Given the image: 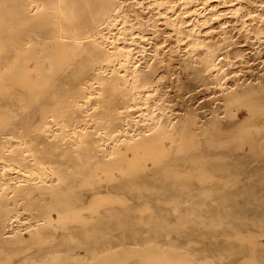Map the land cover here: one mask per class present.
<instances>
[{
    "label": "bare ground",
    "instance_id": "obj_1",
    "mask_svg": "<svg viewBox=\"0 0 264 264\" xmlns=\"http://www.w3.org/2000/svg\"><path fill=\"white\" fill-rule=\"evenodd\" d=\"M208 1L0 0V248L52 237L13 264L249 256L222 233L264 230V0Z\"/></svg>",
    "mask_w": 264,
    "mask_h": 264
},
{
    "label": "rangeland",
    "instance_id": "obj_2",
    "mask_svg": "<svg viewBox=\"0 0 264 264\" xmlns=\"http://www.w3.org/2000/svg\"><path fill=\"white\" fill-rule=\"evenodd\" d=\"M217 1L218 0H209L208 1V3H207V5L205 6V3H203V5H197V4H195L193 7H194V9L193 10H199L200 12H202L203 11V13L205 12L204 10H206V7L207 6H209V5H213V6H215V5H217ZM216 7V6H215ZM210 9H212V8H210ZM161 18V20H163L164 19V17H160ZM254 127H255V125H253ZM261 126V128H263L264 129V123H263V125H260ZM165 147H167L168 145H169V142H165ZM144 148H146L143 144H141V145H139L138 146V151H137V153H138V155L140 156V158L141 159H144L145 157H147L148 156V153H147V151H145V149ZM156 148L157 149H159L160 148V145L159 144H156ZM130 156V155H129ZM7 174H9V172H6ZM244 180H246V178L245 177H238V176H236V175H234V176H232V174L231 175H228L226 178H225V180L224 179H221V178H219L218 179V181L220 182V184L223 182V181H225V184H224V186L222 187L221 186V188L222 189H228V190H230V189H236L237 188V185H236V182L237 181H244ZM228 183V184H227ZM227 185V186H226ZM242 188H244V187H242ZM238 201H239V203L241 204V205H244V198L243 197H240L239 199H238ZM52 220V219H51ZM53 221V220H52ZM228 227V226H227ZM229 229H230V232L229 233H231V234H233V236L231 237L230 235L228 236V232H226V233H222V234H226V235H222V237H225L227 240H229L232 244H237V245H243V246H251L252 248L251 249H248L247 251H243V252H247L248 254H249V256H246V257H244V258H241L240 259V261H242V263L243 264H246L247 262H249V264H256V262H257V260H264V259H258L257 257H256V254H257V251L256 250H258V249H256V250H253V249H255V247H257V246H260V245H264V242H263V240H264V230H261V231H259V232H257V231H254V230H252L253 232H249L250 230H240V231H238L239 229L238 228H234V227H231V226H229L228 227ZM233 228V229H232ZM241 232V233H240ZM244 232V233H243ZM246 232V233H245ZM46 237V236H45ZM45 237H43V238H41V237H39L38 239H35L37 242H35V240H25V241H28V242H23V243H19L20 245H19V247L17 246V245H15L14 244V246H12V245H10V246H8L7 248H5V250H2V248L3 247H1L0 248V251H6V253H0V264H13V262L14 261H16V260H18V259H20L21 257H24V256H26V255H28V254H30V253H32L33 251H35V249H39L40 247H44L42 250L44 251V249H46L44 252H47V243H48V239H51L52 237H47V241H46V239H45ZM246 237H247V239H246ZM263 238V239H262ZM44 239H45V241H44ZM233 239V240H232ZM249 239V240H248ZM66 240V239H65ZM250 240H252V242L254 241V243H252V242H250ZM257 240V241H256ZM258 240H260V242L258 241ZM51 241V240H50ZM49 241V242H50ZM69 243H70V239L69 240H67ZM73 241H74V239H72L71 240V243H73ZM244 241H248V242H250V243H246V242H244ZM34 242H35V244H34ZM44 242V243H43ZM47 242V243H46ZM252 243V244H251ZM46 244V245H45ZM258 244V245H257ZM27 245H30V246H28V247H26ZM40 245V246H39ZM45 245V246H44ZM17 246V247H16ZM24 246L25 247V249H24V247H23V249H22V247ZM16 247V248H15ZM22 250H21V249ZM28 248V249H27ZM4 249V248H3ZM28 250H29V252H28ZM27 251V253H25ZM254 251H255V253H254ZM260 251L258 250V253H259ZM25 254V255H24ZM9 255V256H8ZM18 255V256H17ZM6 256V257H5ZM3 257V258H2ZM8 259V260H7ZM9 259L11 260V261H9ZM7 261V262H6ZM6 262V263H5ZM12 262V263H11ZM255 262V263H254Z\"/></svg>",
    "mask_w": 264,
    "mask_h": 264
}]
</instances>
